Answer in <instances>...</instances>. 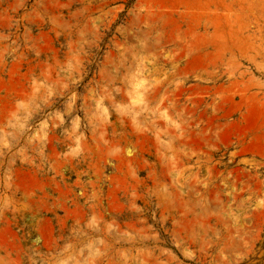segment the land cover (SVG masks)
Listing matches in <instances>:
<instances>
[{
  "label": "rangeland",
  "instance_id": "1",
  "mask_svg": "<svg viewBox=\"0 0 264 264\" xmlns=\"http://www.w3.org/2000/svg\"><path fill=\"white\" fill-rule=\"evenodd\" d=\"M0 264H264V0H0Z\"/></svg>",
  "mask_w": 264,
  "mask_h": 264
}]
</instances>
